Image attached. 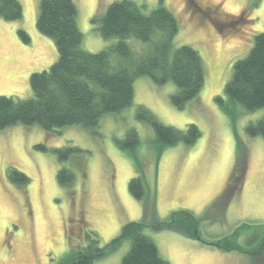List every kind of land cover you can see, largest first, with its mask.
<instances>
[{"label":"rangeland","instance_id":"rangeland-1","mask_svg":"<svg viewBox=\"0 0 264 264\" xmlns=\"http://www.w3.org/2000/svg\"><path fill=\"white\" fill-rule=\"evenodd\" d=\"M18 1L21 20L0 18V96L29 99L30 75L47 70L58 55L53 41L36 28L39 0ZM72 1L82 49L96 53L116 43V38H102L91 18L119 0ZM130 1L144 6L146 13L163 6L173 14L178 24L173 44L199 53L203 87L178 109L171 103L176 91L172 82L157 85L139 77L133 82L131 105L102 116L96 134L80 125L52 131L14 125L1 131L0 264H67L73 253L89 245V232L103 247L125 224L139 221L169 264H264V138L246 132L248 125L264 119V108L248 111L224 94L234 62L247 55L253 36L264 32V0L257 6L253 0ZM195 2L200 9H215L217 19H202L192 7ZM19 31L26 33L28 42ZM127 43L135 55L147 47L135 39ZM139 106L166 126L185 131L195 125L199 138L192 144L162 146L138 118ZM130 129L138 136L133 148L120 143ZM68 147L77 151L60 160L54 150ZM242 160L241 191L226 196L235 164ZM11 168L28 182L13 183ZM62 169L73 175L71 184L59 183ZM134 177L144 184L141 200L128 190ZM179 212L199 220L198 238L151 228ZM235 232L238 235L231 237ZM224 238H236L239 251L213 245ZM129 248L124 240L112 255L93 264H119Z\"/></svg>","mask_w":264,"mask_h":264},{"label":"trees","instance_id":"trees-1","mask_svg":"<svg viewBox=\"0 0 264 264\" xmlns=\"http://www.w3.org/2000/svg\"><path fill=\"white\" fill-rule=\"evenodd\" d=\"M259 1L253 0V5L257 6ZM76 15L72 0H39L36 28L53 41L58 56L47 70L30 75L31 98L0 96V132L14 125H38L44 131L80 125L96 134L102 116L131 105L133 82L139 77H148L157 85L172 82L176 91L171 95V103L178 109L194 99L202 89L204 69L201 56L190 46H174L178 24L165 7L158 6L146 13L144 6L130 0L109 4L104 13L93 16L91 22L98 26L102 38H116L117 41L96 53L82 49V33L76 23ZM240 16L242 19L243 15ZM0 18L21 20L20 2L0 0ZM19 34L28 42L24 31H19ZM129 39L146 44V49L135 55L127 43ZM224 94L248 111L264 108V32L255 34L247 55L234 62ZM137 116L152 128L156 141L162 146L178 142L192 144L200 136L195 125H188L185 131L166 126L142 106L137 108ZM246 132L252 137L264 138V119L248 125ZM120 143L129 148L137 145L136 131L128 130L126 141ZM54 151L61 160L77 149L68 147ZM244 174L245 162H236L226 185V196L230 194L232 197L241 191ZM9 177L19 185L28 182V178L14 168L10 169ZM57 177L61 185H69L73 180V175L66 169L60 170ZM128 190L135 199L141 200L145 195L141 177L132 178ZM169 218L151 228L199 237L196 232L199 220L192 214L173 213ZM145 228L142 221L127 223L119 236L103 247L98 245L96 235L89 232L93 237L89 245L73 253L67 264H93L112 255L124 240L130 242V248L119 264H169L161 258L153 240L145 234ZM235 239L224 238L213 245L227 252L239 251Z\"/></svg>","mask_w":264,"mask_h":264},{"label":"flooded vegetation","instance_id":"flooded-vegetation-1","mask_svg":"<svg viewBox=\"0 0 264 264\" xmlns=\"http://www.w3.org/2000/svg\"><path fill=\"white\" fill-rule=\"evenodd\" d=\"M192 7L194 8V11H196V13H198L202 19H204L210 23L212 20L217 19L218 13L215 9H212L211 7L200 9L196 2H195V4L192 5ZM238 17H240V16H238ZM235 22L236 21H234L233 23H235Z\"/></svg>","mask_w":264,"mask_h":264}]
</instances>
